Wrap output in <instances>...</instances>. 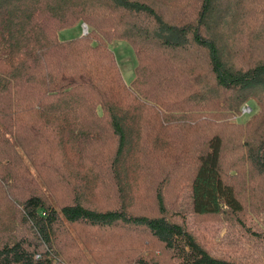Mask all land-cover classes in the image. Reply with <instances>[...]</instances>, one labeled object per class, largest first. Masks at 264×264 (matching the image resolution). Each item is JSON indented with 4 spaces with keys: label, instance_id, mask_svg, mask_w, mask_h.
I'll use <instances>...</instances> for the list:
<instances>
[{
    "label": "trees",
    "instance_id": "obj_1",
    "mask_svg": "<svg viewBox=\"0 0 264 264\" xmlns=\"http://www.w3.org/2000/svg\"><path fill=\"white\" fill-rule=\"evenodd\" d=\"M200 4L175 21L146 0H0V264H259L213 255L185 222L181 200L254 234L236 189L264 179V141L229 114L264 98V57L243 64L219 31L238 14ZM80 21L84 36H57ZM227 139L242 157L225 168Z\"/></svg>",
    "mask_w": 264,
    "mask_h": 264
},
{
    "label": "rangeland",
    "instance_id": "obj_2",
    "mask_svg": "<svg viewBox=\"0 0 264 264\" xmlns=\"http://www.w3.org/2000/svg\"><path fill=\"white\" fill-rule=\"evenodd\" d=\"M146 1L157 7L166 19L175 21L180 20L183 16L189 19L194 18L195 14L199 13L201 7L200 0ZM261 1L262 0H258V3L254 4V0H216L220 8L230 6L232 15L235 14V12L238 14L237 20L235 19L236 21L229 18L228 24L220 26L219 31L221 32V37H223L224 40L227 39V48L229 47L232 49V47H230L232 46L230 42L238 43V46H240L238 57L243 64L251 63L264 57V45L262 44L264 41V23L257 21L258 15L254 13L255 9L260 12L261 6L258 4L263 3ZM231 31H233V34ZM86 32V23L80 21L73 27L59 30L57 36L62 40H67L78 36H84ZM238 46H234L236 50ZM110 47L115 53L117 64L120 66L122 79H124L126 85L129 86L134 79L137 65L135 49L129 40L126 41L124 39L115 40L114 43L110 44ZM191 53L196 54L195 52ZM198 55L201 56L199 53ZM201 74V70H195L194 75L200 76ZM217 93L225 95L221 92ZM225 99L227 102L231 101V99H233V94L227 93ZM252 99V101L241 106L236 115H232V112H229V114L230 119L240 124L247 125V123L250 122L249 128L252 132H255L251 134V144L256 147L259 143L264 141V137L262 138L261 136V138H259L257 133L260 131L262 133L264 132V98L260 100ZM236 133L235 140L240 138V133ZM105 139L104 137V145L108 149H111L113 143H108ZM234 142L235 141H232V139L225 140L226 150L224 151L223 159L225 168H228L233 160H239L242 157H233L234 153L232 154L231 152ZM192 158V160H194L193 156ZM243 166H245L244 170L248 169L246 165L243 164ZM254 172L255 171L252 170L246 173V176L251 175L252 178L255 179V185L251 191L246 190L247 187L243 184V181L242 184L239 182V186L241 187L236 189V192L242 195V203L246 206L243 218L246 224L253 228L251 230L254 231V234H249L244 231L240 216L221 212L218 214L192 213L189 203H186V200H181L182 204H184L183 208H188V211L184 210L183 212L187 229L191 234L196 236L204 248L213 255L223 256L235 261L239 260L249 263L256 262L264 264V214L256 215L255 213L257 209L264 206V203L261 202L264 196V179L255 178ZM42 185L47 187L46 183H42ZM184 186L183 184L180 189L182 196L185 195L186 187ZM45 192L57 204L66 201L68 198L64 192L60 194L51 193L48 189H45ZM63 195L65 197H63ZM2 203L3 198L2 195H0V209L2 208Z\"/></svg>",
    "mask_w": 264,
    "mask_h": 264
}]
</instances>
